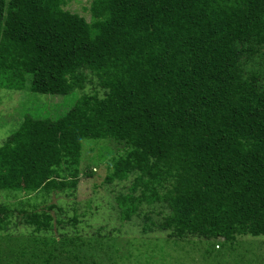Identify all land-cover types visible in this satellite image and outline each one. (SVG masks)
<instances>
[{
    "label": "trees",
    "instance_id": "obj_1",
    "mask_svg": "<svg viewBox=\"0 0 264 264\" xmlns=\"http://www.w3.org/2000/svg\"><path fill=\"white\" fill-rule=\"evenodd\" d=\"M65 1L0 0L3 83L67 96L90 72L104 94L56 119L24 117L0 145V190L74 189L83 141L113 138L129 149L107 182L140 172L123 211L150 191L178 237L264 235V76L241 68L264 46V0H92L90 22ZM13 215L0 204V230ZM21 218L51 227L46 212Z\"/></svg>",
    "mask_w": 264,
    "mask_h": 264
},
{
    "label": "rangeland",
    "instance_id": "obj_2",
    "mask_svg": "<svg viewBox=\"0 0 264 264\" xmlns=\"http://www.w3.org/2000/svg\"><path fill=\"white\" fill-rule=\"evenodd\" d=\"M91 1L66 0L63 9L90 22ZM246 51L241 57L244 75L264 76V46ZM87 78L82 90L62 96L11 88L0 75V145L26 116L56 119L82 94L103 96L97 77L87 72ZM128 149L124 141L113 138L87 139L82 143L74 189L0 190V204L14 210L8 228L0 230V264H9L6 261L14 257L13 251L16 256L11 264H264V235H238L233 242H224L194 235L178 237L163 230L160 225L169 210L153 201L150 191H146L148 203L138 204L133 212L130 208L123 211L119 198L131 193L140 172L111 182L106 176ZM21 211L49 213L50 229L34 231L22 223ZM33 252L36 257H31Z\"/></svg>",
    "mask_w": 264,
    "mask_h": 264
}]
</instances>
